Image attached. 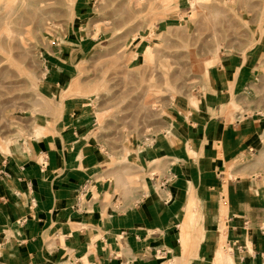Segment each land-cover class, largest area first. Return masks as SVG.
Here are the masks:
<instances>
[{
  "label": "crops",
  "instance_id": "0c3cea01",
  "mask_svg": "<svg viewBox=\"0 0 264 264\" xmlns=\"http://www.w3.org/2000/svg\"><path fill=\"white\" fill-rule=\"evenodd\" d=\"M258 55H225L209 91L174 102L139 151L142 189L111 199L119 211L104 204L99 146L77 103L58 135L11 139L0 149V264H264V112L236 97L255 95ZM45 71L60 83L53 64ZM231 93L253 113L230 115Z\"/></svg>",
  "mask_w": 264,
  "mask_h": 264
},
{
  "label": "rangeland",
  "instance_id": "374dc122",
  "mask_svg": "<svg viewBox=\"0 0 264 264\" xmlns=\"http://www.w3.org/2000/svg\"><path fill=\"white\" fill-rule=\"evenodd\" d=\"M36 1L44 5L0 0V149L11 139L58 135L65 108L77 103L92 120L105 205L119 211L113 196L142 189L139 151L152 147L174 102L209 91L225 55L246 64L260 52L255 95L236 97L255 99L264 112V0ZM46 63L58 69V85L45 76ZM226 108L253 113L232 93Z\"/></svg>",
  "mask_w": 264,
  "mask_h": 264
},
{
  "label": "bare ground",
  "instance_id": "6f19581e",
  "mask_svg": "<svg viewBox=\"0 0 264 264\" xmlns=\"http://www.w3.org/2000/svg\"><path fill=\"white\" fill-rule=\"evenodd\" d=\"M34 5H35V7H37V9H39L40 7H41V5H44L43 4V2L42 1H36L35 0V2H34ZM8 15V14H7ZM7 21V20H6ZM0 23H1V21H0ZM47 23H49V22H47ZM47 29V28H46ZM8 35V34H7ZM11 46V45H10ZM29 76V75H28ZM231 102V101H230ZM230 105L232 106V102L230 103ZM233 106H234V104H233ZM177 107V106H176ZM7 144V143H6ZM3 147V146H2ZM192 148V147H191Z\"/></svg>",
  "mask_w": 264,
  "mask_h": 264
}]
</instances>
